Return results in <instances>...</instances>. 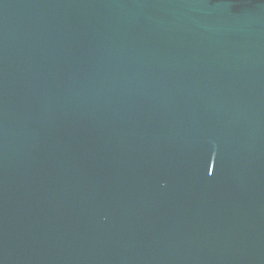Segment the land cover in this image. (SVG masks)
Returning <instances> with one entry per match:
<instances>
[{"label": "water", "instance_id": "95a60500", "mask_svg": "<svg viewBox=\"0 0 264 264\" xmlns=\"http://www.w3.org/2000/svg\"><path fill=\"white\" fill-rule=\"evenodd\" d=\"M0 264H264V0H0Z\"/></svg>", "mask_w": 264, "mask_h": 264}]
</instances>
